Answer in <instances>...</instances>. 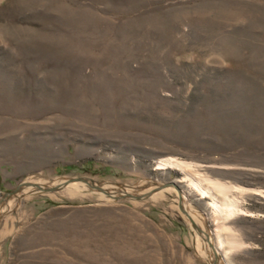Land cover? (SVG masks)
Instances as JSON below:
<instances>
[{"label":"rangeland","instance_id":"obj_1","mask_svg":"<svg viewBox=\"0 0 264 264\" xmlns=\"http://www.w3.org/2000/svg\"><path fill=\"white\" fill-rule=\"evenodd\" d=\"M0 264H264V0H0Z\"/></svg>","mask_w":264,"mask_h":264},{"label":"bare ground","instance_id":"obj_2","mask_svg":"<svg viewBox=\"0 0 264 264\" xmlns=\"http://www.w3.org/2000/svg\"><path fill=\"white\" fill-rule=\"evenodd\" d=\"M161 166L163 167H169V168H172V169H175V170H179L181 172L184 173V176H189L187 174L188 172V168H190L189 164H186V163H183V162H178V161H175V160H171V159H167V160H164L160 163ZM191 183V182H190ZM199 183V182H198ZM192 184V183H191ZM215 186L217 188H219L220 190H223V186H221L222 184H219V183H214ZM84 186L83 184H79V183H74V182H69V183H66V188L67 189H70V190H75L77 192H80L82 190H84ZM193 186L201 193V194H207L206 191L202 190L201 189V186H198V184H193ZM225 187V186H224ZM225 189V188H224ZM226 190V189H225ZM188 215V214H187ZM191 216V215H190ZM188 218H189V215H188ZM191 219V218H190ZM192 221V220H191ZM206 242H209L208 240ZM209 251V250H208Z\"/></svg>","mask_w":264,"mask_h":264},{"label":"water","instance_id":"obj_3","mask_svg":"<svg viewBox=\"0 0 264 264\" xmlns=\"http://www.w3.org/2000/svg\"><path fill=\"white\" fill-rule=\"evenodd\" d=\"M78 181H81V182H83V183H86V184H87V182H85L84 180H80V179H79ZM64 184H65V183H62V184H60V185H59V187H62Z\"/></svg>","mask_w":264,"mask_h":264}]
</instances>
